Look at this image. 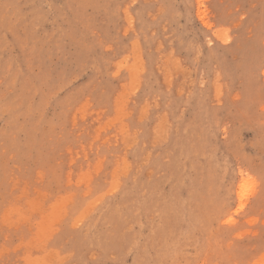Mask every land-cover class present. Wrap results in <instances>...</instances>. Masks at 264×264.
Segmentation results:
<instances>
[{"label":"rangeland","instance_id":"1","mask_svg":"<svg viewBox=\"0 0 264 264\" xmlns=\"http://www.w3.org/2000/svg\"><path fill=\"white\" fill-rule=\"evenodd\" d=\"M0 264H264V0H0Z\"/></svg>","mask_w":264,"mask_h":264}]
</instances>
